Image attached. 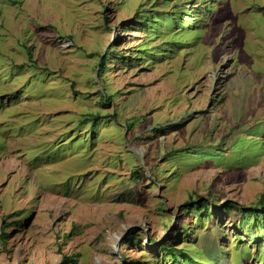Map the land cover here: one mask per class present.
<instances>
[{
  "label": "rangeland",
  "instance_id": "1",
  "mask_svg": "<svg viewBox=\"0 0 264 264\" xmlns=\"http://www.w3.org/2000/svg\"><path fill=\"white\" fill-rule=\"evenodd\" d=\"M261 203L264 0H0V264H264Z\"/></svg>",
  "mask_w": 264,
  "mask_h": 264
},
{
  "label": "trees",
  "instance_id": "2",
  "mask_svg": "<svg viewBox=\"0 0 264 264\" xmlns=\"http://www.w3.org/2000/svg\"><path fill=\"white\" fill-rule=\"evenodd\" d=\"M106 17L104 18V20L106 21ZM105 62H106V58L105 57H102L101 60H100V63H99V66H100V69L99 70H102L104 67H105ZM189 211H192V210H196V211H202L203 212V216L204 217H209V213H208V209H209V206L207 204L206 201H198V202H194V203H190V204H186L185 205ZM261 213L259 214L260 217H262L264 215V203H261ZM234 209V206L230 205V204H227L225 207H224V210L226 211H230V210H233ZM243 215H250V216H253L254 218L258 217V213L256 210H253V209H245ZM127 237L129 240H132L133 239V235H134V231H129L127 232ZM170 255L174 258V259H177L178 257L175 255V253H179L181 258H182V262L184 263H191L193 261L192 257L190 255H188L187 253H185L183 250H179V249H175V248H167L166 249ZM62 264H75V260L72 258V257H64L62 259Z\"/></svg>",
  "mask_w": 264,
  "mask_h": 264
}]
</instances>
